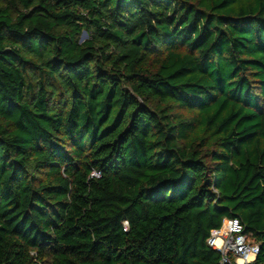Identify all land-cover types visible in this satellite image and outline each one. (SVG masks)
I'll list each match as a JSON object with an SVG mask.
<instances>
[{"label": "trees", "instance_id": "16d2710c", "mask_svg": "<svg viewBox=\"0 0 264 264\" xmlns=\"http://www.w3.org/2000/svg\"><path fill=\"white\" fill-rule=\"evenodd\" d=\"M225 218L264 264V0H0V264H221Z\"/></svg>", "mask_w": 264, "mask_h": 264}, {"label": "built area", "instance_id": "2783aa9c", "mask_svg": "<svg viewBox=\"0 0 264 264\" xmlns=\"http://www.w3.org/2000/svg\"><path fill=\"white\" fill-rule=\"evenodd\" d=\"M93 175L100 174L95 171ZM124 226L127 230V220ZM208 244L222 253L221 264H250L260 252V245L244 233V226L237 218H225L222 226L212 231Z\"/></svg>", "mask_w": 264, "mask_h": 264}, {"label": "water", "instance_id": "95a60500", "mask_svg": "<svg viewBox=\"0 0 264 264\" xmlns=\"http://www.w3.org/2000/svg\"><path fill=\"white\" fill-rule=\"evenodd\" d=\"M88 37V33H87V31H83V38H82V40H84L85 38H87Z\"/></svg>", "mask_w": 264, "mask_h": 264}, {"label": "rangeland", "instance_id": "374dc122", "mask_svg": "<svg viewBox=\"0 0 264 264\" xmlns=\"http://www.w3.org/2000/svg\"><path fill=\"white\" fill-rule=\"evenodd\" d=\"M82 38H83V33L81 34L80 40L84 41L85 39H87V38H85L84 40H82Z\"/></svg>", "mask_w": 264, "mask_h": 264}]
</instances>
